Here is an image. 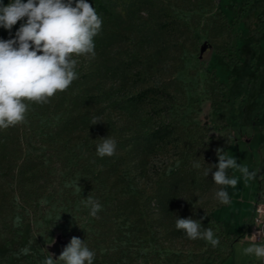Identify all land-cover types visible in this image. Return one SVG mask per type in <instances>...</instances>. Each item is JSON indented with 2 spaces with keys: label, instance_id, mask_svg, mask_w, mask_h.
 <instances>
[{
  "label": "rangeland",
  "instance_id": "1",
  "mask_svg": "<svg viewBox=\"0 0 264 264\" xmlns=\"http://www.w3.org/2000/svg\"><path fill=\"white\" fill-rule=\"evenodd\" d=\"M87 2L102 18L95 57H73L64 92L26 101V122L0 129V264L56 260L72 237L93 264H264L244 253L264 243L252 237L264 228V0ZM108 136L116 152L100 158ZM217 148L259 171L247 184L235 173L228 205L203 175ZM176 217L211 227L219 245L188 239Z\"/></svg>",
  "mask_w": 264,
  "mask_h": 264
},
{
  "label": "clouds",
  "instance_id": "2",
  "mask_svg": "<svg viewBox=\"0 0 264 264\" xmlns=\"http://www.w3.org/2000/svg\"><path fill=\"white\" fill-rule=\"evenodd\" d=\"M18 21L21 24L14 38L0 39V129L26 122L30 107L26 101L47 103L49 98L66 90L78 78L77 61L73 57H95L93 38L102 27V18L87 0H27L26 3L11 0L8 5L0 0V27L11 35V29ZM100 122L99 117H93L91 125ZM99 141L95 146L97 156L104 158L115 154L117 144L114 139L108 136ZM215 152L218 163L208 165L203 175L207 177L212 173L214 184L219 186L215 199L221 205H228L231 197L227 189L235 188L238 183L235 173H241L247 184L257 179L259 171H250L237 163L236 158L223 148H217ZM193 167L200 169L202 166L197 160ZM213 168L216 169L214 172ZM259 179L264 181V176ZM74 183L76 190L81 192L78 181ZM82 203L93 217L102 210L100 202L90 195ZM175 226L177 230H183L188 239H202L212 247L220 243L214 230L204 228L200 220L176 217ZM252 237L258 241L264 239V228ZM21 251L27 255L30 249ZM244 253L264 258V243L249 245ZM94 257L95 252L85 241L72 237L58 259L54 260L50 254L43 264H93Z\"/></svg>",
  "mask_w": 264,
  "mask_h": 264
},
{
  "label": "trees",
  "instance_id": "3",
  "mask_svg": "<svg viewBox=\"0 0 264 264\" xmlns=\"http://www.w3.org/2000/svg\"><path fill=\"white\" fill-rule=\"evenodd\" d=\"M96 3H97V5H96V8L97 9H99L100 7H101V4H99V1H96ZM246 6V2H241V7H242V9H241V14H242V16H243V14H244V12H245V7ZM99 13V12H98ZM226 26L230 29V30H232V28H233V25L232 24H227L226 23ZM215 79H218L217 78V76H215ZM1 140V139H0ZM257 202H258V200H257ZM237 239H238V237H235V238H232V240H231V242L229 243V245L231 246L234 242H236L237 241ZM211 261V260H215V261H217V259H215V258H213L211 255H207V256H204L203 258H202V261Z\"/></svg>",
  "mask_w": 264,
  "mask_h": 264
},
{
  "label": "built area",
  "instance_id": "4",
  "mask_svg": "<svg viewBox=\"0 0 264 264\" xmlns=\"http://www.w3.org/2000/svg\"><path fill=\"white\" fill-rule=\"evenodd\" d=\"M262 210H263V208L261 207V206H257L256 207V212L258 213V212H262Z\"/></svg>",
  "mask_w": 264,
  "mask_h": 264
},
{
  "label": "water",
  "instance_id": "5",
  "mask_svg": "<svg viewBox=\"0 0 264 264\" xmlns=\"http://www.w3.org/2000/svg\"><path fill=\"white\" fill-rule=\"evenodd\" d=\"M210 58V56L206 57L205 60H208Z\"/></svg>",
  "mask_w": 264,
  "mask_h": 264
}]
</instances>
